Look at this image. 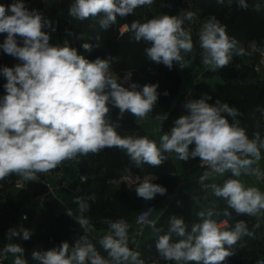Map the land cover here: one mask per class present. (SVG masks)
Returning <instances> with one entry per match:
<instances>
[{"label": "clouds", "instance_id": "9594fccd", "mask_svg": "<svg viewBox=\"0 0 264 264\" xmlns=\"http://www.w3.org/2000/svg\"><path fill=\"white\" fill-rule=\"evenodd\" d=\"M153 3L154 0H74L69 15L80 21L100 17L101 29L107 30L116 24L118 17L133 15L137 8ZM223 3L224 0H217V4ZM236 4L248 8L247 0H236ZM256 10H260V5H256ZM193 18L194 13L188 11L183 16L162 14L143 23L134 20L130 25L132 39L150 44L145 49L148 60L162 63L170 70L174 62L185 68L189 63L187 54L193 52L194 44L183 24ZM45 28L51 29V21L38 10H29L24 0H14L7 8L0 5V33H6L0 48L20 61L14 67L0 69V75L6 79V94L0 97V180L16 174L24 181H36L38 174L48 173L64 161L105 148L124 150L139 168L145 164L159 167L168 159L166 154L175 153L182 161L199 158L202 166H206L207 170L199 177L200 184L231 173L235 178L225 180L222 186L212 183L210 187L237 215L257 217L264 213V193L257 187L246 188L239 179L241 176L264 179V171L258 166L264 137L259 131L249 137L241 126L238 117L242 114L236 107L219 100L209 104L210 96L187 102V114L177 118L170 131L164 132L159 146L146 136L121 137L116 131L119 119L127 112L138 121L146 120L157 103L158 84H145L142 90L134 82L125 87L126 83H118L110 72L114 58L97 57L89 61L67 42L53 46ZM124 30L129 29L125 26ZM198 41L201 63L210 71L226 67L234 55H248L215 16L203 22ZM93 47L90 43L82 44L88 52ZM164 95H168L167 91ZM109 105L119 109L117 122L110 118ZM190 145H194L191 150ZM166 192L164 186L147 180L136 188V195L145 201ZM72 202L78 206L80 215L74 216L71 208H67L66 214L75 218L85 234L71 245L63 241L51 249L33 250V260L38 264H146L139 251L129 247L130 225L122 218L104 221L108 231L99 240L107 253V258L103 257L88 236L90 221L84 213L90 209L89 202L81 196L73 197ZM223 214L231 215L227 209ZM197 215L199 222L191 226L182 217L170 218L167 233L156 241L160 260L176 264H224L236 253L238 242L244 237L254 238V232L243 220L237 221L231 230H222L213 219L218 215L215 211H200ZM147 223L155 229L152 221ZM31 235L27 228L12 227L7 239L28 240ZM2 252L14 257L13 264H28L20 244L7 243ZM151 264H158V260Z\"/></svg>", "mask_w": 264, "mask_h": 264}, {"label": "trees", "instance_id": "16d2710c", "mask_svg": "<svg viewBox=\"0 0 264 264\" xmlns=\"http://www.w3.org/2000/svg\"><path fill=\"white\" fill-rule=\"evenodd\" d=\"M61 1L62 4L66 3L70 5L74 2V0ZM226 1L230 4V7L222 8L220 4H217L216 0H210L211 3L206 11H204L202 20L206 21L208 18L215 16L222 25L226 26L227 34L230 37H234L238 42H254L257 46L256 53L252 54L254 57L253 64L255 65L261 57L260 52L264 51V13L252 7L250 4L252 2L251 0H247L248 8L246 10L239 8L236 0ZM13 2L14 0H0V5H4L7 8ZM176 8L178 9L179 6ZM178 12L179 9L175 10L171 15H177ZM99 18L95 17L80 21L73 17H63L61 30L74 29V32L72 30L74 34L85 37V40L81 44L74 46L78 54L82 55L85 59L94 61L97 57L102 59L114 58L110 69L119 75L130 73L133 82L140 85V90H142L145 84H158V100L150 114L155 119L157 116H159V119L167 117L164 131H170L174 126V121L183 114L180 107L172 108L171 102L175 90L172 87L166 86L163 82V80H169L174 84L178 83L174 63L170 70L162 63L157 64L148 60L145 49L150 47V44L145 41L136 42L132 39L133 34L130 30L131 22L134 20H138L141 23L145 22L141 14L137 12V9L133 15L124 18L118 17L116 24L107 30L101 29L98 23ZM68 22L71 24H68ZM125 26L129 30L123 33L122 30ZM72 32L69 33L70 36ZM2 34L0 33V44L5 39ZM83 43L92 44L94 46L92 51H85L82 48ZM70 46L73 47L72 45ZM241 57L234 55L231 62L224 67L225 70H230L231 72L226 74V77L223 79V84L211 87L207 81H203L196 86L195 97L198 100L202 97L210 96L211 99L207 101L209 104L214 105L219 100L221 103H227L231 107H236L242 114L238 117L241 121V126L246 128L249 137L255 131H259L262 135L258 126V120H261L260 113L264 109V86L259 87L253 83H242L233 79L235 71H239ZM9 61L10 55L4 53L3 49L0 48V69L4 66L8 67ZM209 78H211L210 74L205 76V79ZM245 79L246 77H242L240 80ZM5 83L6 79L0 75V97L6 94L4 89ZM165 91H167L168 95H164ZM109 107L111 120L117 122L119 109L111 105ZM228 119L231 123V117H228ZM118 122L120 126L116 131L121 137L146 136L141 121H138L130 113L125 112L123 118L119 119ZM149 139L157 143L155 139L150 137ZM193 147L194 145H190V150ZM166 155L168 159L161 166L153 167L145 164L142 168L132 164L124 150L115 147L105 148L98 153H89L87 156H81L78 161L82 173L89 178L88 192L96 197L97 203H101L104 209V213L100 215V209L97 204L89 211V226L93 229L108 230V225L104 223L105 220L115 221L121 218L130 224V220L134 218L136 212L142 206V201H144L143 198L136 195V191L134 190L136 189L135 186L128 188L126 185H122L121 193L112 194L108 181H97L89 176L91 171L89 168L90 164L95 165L97 173L102 171L110 172L109 177L113 178V180H116L125 172L134 173L141 178L154 176L156 178L154 183L164 186L167 189V194L177 190V185L182 179L176 172L170 155ZM199 164V158L182 161L184 171L187 174L194 172L199 167ZM9 177L12 181L11 186L14 189L13 182L17 178V175L12 174ZM14 192L7 194L5 196V204L0 206V239H7L9 228L24 227L28 230L38 232L32 238L33 243L31 245L36 246V250H47L50 247L59 246L63 241H68L71 245L75 239L85 234L84 229L79 226L76 220L66 214V210L61 211V205L57 201L50 202L43 210L28 211L29 219L21 222L22 211L26 209L37 195L44 193L45 188L41 185H33L26 191L19 192L14 189ZM212 201H215L217 206L205 207L183 190L179 194L178 202L174 206L175 209L165 212L159 219L156 228L160 226L167 233L169 220L172 216L182 217L185 223L191 226L193 223L199 222L197 213L213 210L218 213V215L213 216V219L220 225L223 222L228 224L222 227V230H231L237 221L243 220L247 224L248 229L254 232V238L244 237L242 241L238 242L235 246L236 253L228 257L224 264H254L257 259L263 257L258 256L264 250V246L260 241V238L263 239V236L260 230L254 225L255 217L237 215L232 209L228 208L223 198H218L214 194L208 199V204ZM225 209L231 213L230 216L223 214ZM34 214L38 215L37 220H35V217H32ZM258 234H260V237ZM88 236L97 251L103 257H106L107 253L99 244V239H94L89 233ZM16 243L24 247L23 239L16 237ZM241 243L244 244V247H240ZM129 247L133 249L130 244ZM140 254L143 255L142 258L146 264H151L153 260H159L156 241L149 238L142 246ZM29 256L30 254L28 252L24 253L25 259H28ZM35 262L38 264L37 261Z\"/></svg>", "mask_w": 264, "mask_h": 264}, {"label": "rangeland", "instance_id": "374dc122", "mask_svg": "<svg viewBox=\"0 0 264 264\" xmlns=\"http://www.w3.org/2000/svg\"><path fill=\"white\" fill-rule=\"evenodd\" d=\"M51 1H53V0H51ZM54 1L50 3L51 6L48 4L49 8L51 9L49 12L48 19L51 22L53 21L54 18L59 17V16L62 18L63 17H65V18L71 17L69 15L70 4L63 3V4H60V6H59V4L55 5ZM251 1L252 2L250 4L252 7L256 8V5H260L259 11L261 13H264V0H251ZM210 3H211L210 0H157V1L154 0V3L151 6L145 5L143 7L137 8V12L139 14H141L144 21L146 22L147 20L154 18L156 16H159V15H162V14L171 15L175 12V10H178V9H179V12L177 14L178 16H183L186 12L192 11L194 13V18L191 21L184 20L183 27L185 28V30L189 31L192 35L194 48H193V52L190 53V56L192 55L194 57V59L197 60L200 57L199 55H202V50L199 47L198 32H199L200 28L202 27L203 22H205L202 20V16L204 14V11H206L208 6L210 5ZM25 5L29 10L36 9L39 12H42L46 9V5L42 0H25ZM220 5L222 6V8L223 7H230V4L226 0H224V3L220 4ZM57 6H59V7H57ZM178 6H179V8L177 9L176 7H178ZM61 21H62V19H61ZM72 30L74 32V29H63V30H61V40L59 42L60 46H63L65 44V42H67L69 45L70 44L72 45V38L69 34L72 32ZM73 32H72V34H74ZM2 36L6 38V33H3ZM17 39L19 41L20 38L18 37ZM254 45H255V43L251 42V41L246 42V43L239 42V46L243 47L246 50V52L248 53V55L241 57V64L239 65V68H238L239 71H235V75H233V79L237 82L253 83L254 85H257L259 87H263L264 86V79L260 78V74L254 72L252 70V67L254 66L253 65L254 57L252 54L254 52L256 53V51H257V47L255 49ZM17 63H20V61L17 58L10 56V61L8 63V67H14ZM230 72H231L230 70H225L224 68H221L215 74H210V76L212 78L216 77L218 79H221V81L223 82V79L226 77V74L230 73ZM117 77H119L126 84L133 82L132 77H131V80L129 79V82L127 80H125L126 79L125 75H119L117 73ZM242 77H246V79L240 80ZM117 82L120 83L118 80H117ZM174 85H177V84H174ZM174 87H176V86H174ZM138 90H140V89H138ZM174 90H175V92L173 93V100L175 101V99H176L175 95L177 94L176 93L177 91H176V89H174ZM186 111L187 110H182V112H183L182 115L186 114ZM146 137L149 138V135L146 134ZM157 145H159V144H157ZM80 157L81 156H77L76 158L79 159ZM73 162H74V159L64 161L62 164H63L64 168L69 170L71 168ZM89 168L91 170L89 173V176H91L95 180H97V181L102 180L103 182H106V181L110 182V180L111 181L113 180V178L109 177L110 172L102 171L100 173H97L95 170L96 169L95 165H93V164H90ZM176 172H177V170H176ZM145 180L154 183L156 181V178L154 176H146L144 178L139 177V180H137V178L135 176H131V177H128L130 187H128L126 184L125 185L128 188H132L133 186H135L137 188V186L141 183V181H145ZM136 181H138V182L136 183ZM11 182L12 181H11L9 176L6 177L4 180H0V206H3L5 204V196L7 194L15 193L13 187L11 186ZM181 182H182V180L179 182V184L177 185V190H175L174 192L167 193L163 196L157 194L156 197L152 200L142 201L141 208L136 212L134 218L130 220L131 223L129 224L130 225L129 233H130V231L136 229V217L142 211V209H144L146 206L155 205L157 207L158 216L160 218L162 217V215L165 212L172 210V209H175L174 206L178 202L179 194H181V191L184 190L180 186ZM116 184H118V182ZM116 184H112V183L108 184V185H110L112 194L121 193L122 188L121 187L118 188V186H116ZM179 189H180V191H179ZM134 190L136 191V189H134ZM98 208L100 209L99 210L100 215L102 213H104V209H103V206L101 203L98 204ZM32 217H35V220L38 219L37 218L38 215L34 214ZM156 229H159L160 231L152 230L151 231L152 233L149 236L150 239H153V241H157L159 236L166 234V232L160 226H158ZM29 231L32 233L31 238L28 240H24V247L23 248L25 249L26 253L28 252L30 254L29 258L27 259L28 264H36L35 260H33L31 257V253L33 250H36V246H32L31 244L33 243L32 238L35 235H37L38 232L37 231H31V230H29ZM105 231L107 232L108 230H105ZM258 235L260 237V234H258ZM173 239L175 240L177 238L173 237ZM260 241H261L262 245L264 246V238L263 239L260 238ZM48 249H51V247ZM258 256L264 257V250L261 251ZM166 262L167 261L162 260L161 264H166ZM181 264H183V262H181ZM191 264H194V262H191Z\"/></svg>", "mask_w": 264, "mask_h": 264}, {"label": "crops", "instance_id": "0c3cea01", "mask_svg": "<svg viewBox=\"0 0 264 264\" xmlns=\"http://www.w3.org/2000/svg\"><path fill=\"white\" fill-rule=\"evenodd\" d=\"M54 1V0H53ZM50 0V3L53 2ZM56 3V0L54 1ZM60 4H62V1L59 0V6ZM58 6V7H59ZM77 37L76 40V45L81 44L84 40L85 37L82 35H78V34H74ZM60 40H61V32L59 35V41L56 43V46H60ZM71 45V44H70ZM256 44L254 45V48L256 49ZM255 53V52H254ZM199 59H192V55L190 56V53L187 54L186 59H189V63L187 65V67L185 68H181L179 66L178 63L174 62V66H175V70H176V74H177V78H178V83H175L177 85H174L173 82L169 81V80H163L164 84L168 87H172L174 89H176V99L175 101L171 102L172 108H179L181 110H187L185 108V104L189 101L192 100H197L195 97V88L198 84L202 83L203 81H207L211 87H215L218 84H223L224 81L222 82L221 79H218L216 77H211L209 79H205V76L208 74H215L217 70L215 71H210L208 70L202 63H201V55H199ZM256 64H258L260 67V78L264 79V59H262L260 57V59L256 62ZM255 64V65H256ZM254 65V64H253ZM262 68V69H261ZM253 70V67H252ZM254 71V70H253ZM110 72L112 73V75L121 83L123 82L119 77H117V74L114 73L111 69ZM125 75V80H127L129 82V79L131 80V74L130 73H126ZM125 87L128 86V84L124 85ZM176 86V87H174ZM178 88V89H177ZM187 114V111H186ZM167 122V117H163L160 119H155L153 118V116L149 113L148 117L146 120H141V124L144 128V131L146 134L149 135V137L155 139L157 141V143H160V137L164 134V127L165 124ZM258 126L259 129L262 133V137H264V122L262 120H258ZM173 164L175 165V168L178 172V174L181 176L182 182H181V187L182 189H184V192L186 194H188L189 196H191L193 199H195L196 201H198V199L203 198V195H201V193L199 192L198 189V181H199V177L203 174V170L198 167L194 172L192 173H185L183 165H182V161L180 159H178L177 155L175 153H171L169 154ZM261 170L264 171V149L261 150V160L259 162V165ZM66 172V176L71 180L73 178L76 177V173L74 171H72L71 169L69 170H65ZM131 176H135L137 178V180H139V176L131 173V172H125L122 173L121 176L119 178H117L118 180V184H116V186H118V188L122 187V185H127L128 187H130L129 181H128V177ZM229 178H235L231 176V173H225L222 176H217L214 180H208V182L210 184L212 183H216L217 185H223L224 181L229 179ZM239 179L242 181V183L245 185V187H257L262 193H264V186L260 185L256 182L254 176H241L239 177ZM138 181H136L137 183ZM111 183L108 182V184ZM135 183V184H136ZM74 188V185L71 186V189L69 191H65L62 195L63 200L66 202L68 208H71L73 211L74 216H78L80 215V213L78 212V206L73 203V195H72V190ZM213 195L212 194L209 196L208 199H210ZM205 198V196H204ZM205 207L209 206V207H215L217 206V203L215 201L210 202L208 205H204ZM62 211V209H61ZM84 215L88 218V214L84 213ZM74 218V217H73ZM259 225V227H256L260 230L263 238H264V213H262L261 215L255 217V221H254V225ZM90 227V226H89ZM90 233L93 235L92 237L94 239H101L104 235L107 234V232L105 230H98V229H93L92 227H90ZM152 230L150 229H146L143 234L142 237H140V228L137 227L136 225V229L130 231L129 233V244L131 245V247L133 248V250H137L140 253V250L142 248V246L144 245L145 242H147V240L150 238V234ZM135 240L136 243H133L132 241ZM2 243H16V238H13L12 241H8V239H1ZM143 255L140 254V258H142ZM25 258V257H24ZM107 258V256L105 257ZM13 260L14 257L10 254L9 260L6 264H13ZM145 261V260H144ZM162 260H158V264H161Z\"/></svg>", "mask_w": 264, "mask_h": 264}, {"label": "built area", "instance_id": "2783aa9c", "mask_svg": "<svg viewBox=\"0 0 264 264\" xmlns=\"http://www.w3.org/2000/svg\"><path fill=\"white\" fill-rule=\"evenodd\" d=\"M42 1L45 3L46 9L42 11L41 13L43 14L45 18L48 19L49 12L51 10L49 8L50 0H42ZM57 4H59V0H56L55 5ZM61 19L62 17L60 16L54 18L53 21L51 22V29L49 28L44 29L45 31L49 32V35H50L49 43L53 46H56V43L59 41V35L61 32ZM68 24H71V23L68 22ZM52 29H54V31ZM122 32L123 33L126 32L124 28ZM71 38H72V45L75 46L76 40H77L76 35L72 34ZM260 56L262 59H264V51L260 52ZM259 67L260 66L258 64L254 65L253 66L254 72L260 73ZM260 116H261V120L264 122V109L261 111ZM199 167L203 171L207 170L206 166H202L201 162L199 164ZM70 169L76 173V177L71 180L66 176V172H65L66 168L63 167V164L58 166L56 169L49 171L48 173L38 174V180L36 181H24L21 177L17 176V178L13 182L14 189L16 191H19V192L26 191L30 186H33V185L35 186L41 185L45 188V192L37 195L31 201V203L26 207V209L22 211L21 222H25L29 219L28 211L43 210L52 201H57L61 205L62 210H67L68 206L66 202L63 200L62 195L65 191H69L72 185H74V188L72 190L73 197L81 196L85 200H87L90 204L89 211L97 204L96 197L93 194H90L88 192L87 187H88L89 178L82 173L81 167L79 165V161L77 158L74 159V162L72 163V166ZM254 178L258 184L264 186V179H257L256 177ZM117 182H118L117 180L111 181L112 184H116ZM210 185L211 184L208 181H205L204 184L199 183L198 185L199 192L201 193V195H203V198L198 199V201L202 205H208V198L212 194ZM89 211L86 213L89 214ZM159 219L160 217L158 216L157 207L155 205H148L147 207H145L138 214L136 218V225L141 230V232L139 233L140 237H142V234L146 229H150V230L154 229L152 226H150L147 223L148 221H152L155 224V228H156ZM227 225L228 224L226 222H223L221 224V227H225ZM88 233L91 236H93L90 232ZM6 244L7 243H2L0 239V264H6L10 257V254H4L2 252V249ZM261 262H264V257H260L259 259H257L254 264H261ZM175 263H176L175 261L166 262V264H175Z\"/></svg>", "mask_w": 264, "mask_h": 264}]
</instances>
